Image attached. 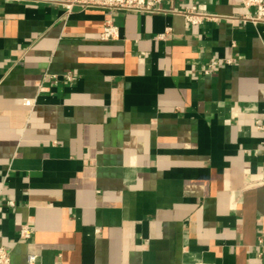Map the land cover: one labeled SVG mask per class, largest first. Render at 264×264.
Here are the masks:
<instances>
[{"label":"crops","instance_id":"0c3cea01","mask_svg":"<svg viewBox=\"0 0 264 264\" xmlns=\"http://www.w3.org/2000/svg\"><path fill=\"white\" fill-rule=\"evenodd\" d=\"M161 6L0 0L11 264H264V23L241 0Z\"/></svg>","mask_w":264,"mask_h":264},{"label":"built area","instance_id":"2783aa9c","mask_svg":"<svg viewBox=\"0 0 264 264\" xmlns=\"http://www.w3.org/2000/svg\"><path fill=\"white\" fill-rule=\"evenodd\" d=\"M60 2L70 12L75 6L82 8H104L109 10H124L144 13H160L167 11L161 6L162 0H60ZM247 8H254V13L246 14L242 17L244 22L264 23V0H241ZM182 12L188 22L192 25H199L205 20H217L218 15L215 13L201 10L197 6L187 7L183 10H174ZM119 36L118 27L110 20L105 23L101 33L103 39H114ZM217 62L210 64V67ZM69 80L73 79L71 74H67ZM14 205L13 201L9 202ZM33 232L32 228L25 224L21 228V236L27 238ZM36 260L35 255H30L29 263L33 264ZM0 264H11L10 250L5 246H0Z\"/></svg>","mask_w":264,"mask_h":264}]
</instances>
